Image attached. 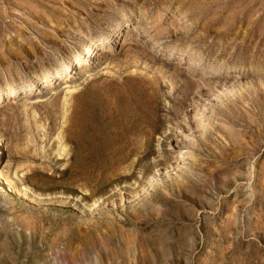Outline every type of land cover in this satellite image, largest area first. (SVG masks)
<instances>
[{"label": "rangeland", "instance_id": "obj_1", "mask_svg": "<svg viewBox=\"0 0 264 264\" xmlns=\"http://www.w3.org/2000/svg\"><path fill=\"white\" fill-rule=\"evenodd\" d=\"M10 90L0 264H264V0H0Z\"/></svg>", "mask_w": 264, "mask_h": 264}, {"label": "bare ground", "instance_id": "obj_2", "mask_svg": "<svg viewBox=\"0 0 264 264\" xmlns=\"http://www.w3.org/2000/svg\"><path fill=\"white\" fill-rule=\"evenodd\" d=\"M99 45V44H98ZM89 49V47L88 48H85V50H88ZM91 49V48H90ZM84 54V56H88V54L86 53L85 54V52L83 53ZM81 56V55H80ZM79 63V60L77 59L76 60V64H78ZM68 70V69H67ZM59 76H61V75H58V77ZM14 93H15V91L14 90H10L9 92H6V93H1L0 94V96L2 97V96H13L14 95ZM61 256V255H60ZM58 257V256H57Z\"/></svg>", "mask_w": 264, "mask_h": 264}]
</instances>
